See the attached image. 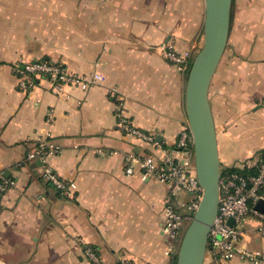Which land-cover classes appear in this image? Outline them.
<instances>
[{"label":"crops","instance_id":"obj_1","mask_svg":"<svg viewBox=\"0 0 264 264\" xmlns=\"http://www.w3.org/2000/svg\"><path fill=\"white\" fill-rule=\"evenodd\" d=\"M205 16V0H0V170L15 182L0 191V264H91L85 247L101 264H176L162 230L167 185L125 171L126 153L153 148L124 133L117 115L124 110L162 149L175 148L188 128L187 77ZM173 53L187 54L186 63ZM33 61L103 80L84 91L41 77L24 90L14 68ZM209 100L222 172H256L264 158V0H234ZM47 135L61 151L23 162ZM44 163L75 183L72 196L44 178ZM190 201L175 200L186 218ZM241 225L242 245L258 260L229 264H264L259 219ZM204 264H217L211 249Z\"/></svg>","mask_w":264,"mask_h":264},{"label":"built area","instance_id":"obj_2","mask_svg":"<svg viewBox=\"0 0 264 264\" xmlns=\"http://www.w3.org/2000/svg\"><path fill=\"white\" fill-rule=\"evenodd\" d=\"M171 54L173 61L185 64L186 57ZM15 73L19 78V87L28 90L34 86V81L41 77L48 78L56 88L70 85L86 91L103 80V77L94 73L91 76H83L66 70L59 64L48 61H33L16 66ZM117 126L127 135L150 144L153 148L151 154L139 156L133 152L124 155L125 171L127 175H133L138 170L144 180L155 179L168 187V197L164 201L162 212V230L170 242V250L178 253L184 232L191 222L193 214L197 210L203 189L199 184L193 138L188 128L184 129L173 150H164L156 142V136L152 132H145L138 128L130 118L120 110L117 115ZM23 162H46L49 156L58 154L61 146L50 135L39 136ZM164 151V156L157 152ZM100 155L114 154L115 152L97 151ZM22 165L18 163L17 167ZM42 174L63 194L72 196L76 185L58 177L52 169L43 164ZM14 181L6 179L0 170V191L6 192ZM181 195L191 197L188 206L191 216L186 218L179 210L180 205L175 200ZM264 201V158L258 164L254 173H243L236 170L222 172L220 179V200L218 215L209 235V247L212 257L217 264H229L234 258H241L251 262H257V256L247 247L242 245L245 236L241 222L251 215L260 221L261 231L264 232V211L256 208L257 203ZM184 205V204H181ZM230 220L233 223L230 224ZM85 259L91 264H101V257L91 247H85L83 251ZM121 264H132L123 261Z\"/></svg>","mask_w":264,"mask_h":264},{"label":"water","instance_id":"obj_3","mask_svg":"<svg viewBox=\"0 0 264 264\" xmlns=\"http://www.w3.org/2000/svg\"><path fill=\"white\" fill-rule=\"evenodd\" d=\"M205 3L204 43L191 63L186 86V123L193 138L196 174L203 192L182 237L176 264H204L211 249L209 235L219 211L222 170L209 90L228 45L234 0ZM256 208L264 211V201L260 200Z\"/></svg>","mask_w":264,"mask_h":264}]
</instances>
